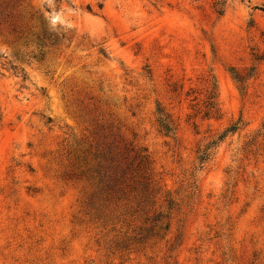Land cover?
Segmentation results:
<instances>
[{
	"label": "rangeland",
	"instance_id": "374dc122",
	"mask_svg": "<svg viewBox=\"0 0 264 264\" xmlns=\"http://www.w3.org/2000/svg\"><path fill=\"white\" fill-rule=\"evenodd\" d=\"M263 123L264 0H0V264H264Z\"/></svg>",
	"mask_w": 264,
	"mask_h": 264
},
{
	"label": "trees",
	"instance_id": "16d2710c",
	"mask_svg": "<svg viewBox=\"0 0 264 264\" xmlns=\"http://www.w3.org/2000/svg\"><path fill=\"white\" fill-rule=\"evenodd\" d=\"M230 74L233 80L238 86L239 90H244L246 84V78H243L240 72L236 68H230ZM199 105L198 99L196 106ZM197 115H201L203 119L206 120H220L222 118V110L219 104V89L218 84L215 79L210 83L207 90L206 98L203 101V105L197 107ZM156 124L160 133L166 137H175L178 131V126L174 121L172 115L162 106L161 103L157 102L155 110ZM243 123L239 120L236 123L230 124L222 131L217 132L210 138L205 139L202 144L198 145L196 150V170H202L208 163H210L218 148L228 139L230 136H234L237 132L241 130ZM259 138L264 139V123L255 132V134L248 139L247 144L244 149L248 150L258 144ZM134 158L138 161V168L144 169L148 165V156L138 153ZM131 169V165H126L122 163L113 173L114 177L108 179L106 187L110 190H115L121 185V182L126 180V177ZM165 209L167 210V215L161 211L159 214L153 217V227L157 229L156 235L161 236L168 233L170 229V213L174 209V201L171 198L165 200ZM163 232V233H162Z\"/></svg>",
	"mask_w": 264,
	"mask_h": 264
}]
</instances>
